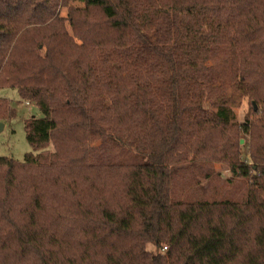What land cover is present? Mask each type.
<instances>
[{
	"label": "trees",
	"instance_id": "obj_1",
	"mask_svg": "<svg viewBox=\"0 0 264 264\" xmlns=\"http://www.w3.org/2000/svg\"><path fill=\"white\" fill-rule=\"evenodd\" d=\"M228 86L261 105L250 163ZM0 89L42 113L0 158V264H264V0H0ZM194 159L247 197L177 200Z\"/></svg>",
	"mask_w": 264,
	"mask_h": 264
},
{
	"label": "rangeland",
	"instance_id": "obj_2",
	"mask_svg": "<svg viewBox=\"0 0 264 264\" xmlns=\"http://www.w3.org/2000/svg\"><path fill=\"white\" fill-rule=\"evenodd\" d=\"M66 12V10L62 11V15L65 17ZM213 66L216 70H222L219 63L214 62ZM227 89L228 106L235 116V127L229 132L237 135L241 158L250 163L251 139L249 135L243 133V125L257 121L261 105L240 91L229 86ZM0 98L6 99L10 106L9 117L1 122L4 129L0 132V158H13L16 162L22 163L25 156L32 152L26 138L25 122L33 117L41 118L42 113L36 105L21 99L17 90L0 89ZM50 147L53 150L52 144ZM180 166L181 168L178 169L172 183L174 197L177 200L184 202H220L225 200L236 202L247 197L248 181L233 178L230 168L225 163L194 159L192 162L187 161ZM262 196L264 197V193ZM147 249L158 252V249L152 245H148Z\"/></svg>",
	"mask_w": 264,
	"mask_h": 264
},
{
	"label": "water",
	"instance_id": "obj_3",
	"mask_svg": "<svg viewBox=\"0 0 264 264\" xmlns=\"http://www.w3.org/2000/svg\"><path fill=\"white\" fill-rule=\"evenodd\" d=\"M255 105V104H254ZM4 129V125L2 123H0V132H2Z\"/></svg>",
	"mask_w": 264,
	"mask_h": 264
}]
</instances>
